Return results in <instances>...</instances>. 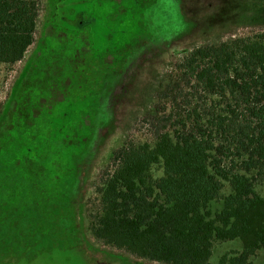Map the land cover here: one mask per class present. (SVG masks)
Wrapping results in <instances>:
<instances>
[{"label": "rangeland", "instance_id": "rangeland-1", "mask_svg": "<svg viewBox=\"0 0 264 264\" xmlns=\"http://www.w3.org/2000/svg\"><path fill=\"white\" fill-rule=\"evenodd\" d=\"M263 31L264 0H39L32 45L20 61L0 63V143L20 102L35 104L37 126L51 117L69 128L70 110L76 125L72 132L70 125L69 159L54 190L33 193L25 214L17 204L0 215V264H166L91 236L95 185L121 145L152 142L179 127L194 105H204V90L175 75L186 51ZM256 189L264 195V185ZM64 190L61 201L53 196ZM219 208L211 203L213 211ZM240 249L238 239L215 241L210 264ZM250 260L264 264V252Z\"/></svg>", "mask_w": 264, "mask_h": 264}, {"label": "trees", "instance_id": "trees-1", "mask_svg": "<svg viewBox=\"0 0 264 264\" xmlns=\"http://www.w3.org/2000/svg\"><path fill=\"white\" fill-rule=\"evenodd\" d=\"M38 11L39 0H0V63L23 58ZM176 73L204 90V105L152 142L123 144L110 154L87 229L105 245L166 264H210L215 241L238 239L241 249L216 264H252L264 252V195L256 189L264 185V31L193 47ZM34 105L19 103L0 143V215L17 204L25 214L33 193L50 194L57 165L69 159L65 119L37 126ZM74 116L70 110L68 125ZM212 202L221 208L213 211Z\"/></svg>", "mask_w": 264, "mask_h": 264}, {"label": "flooded vegetation", "instance_id": "flooded-vegetation-1", "mask_svg": "<svg viewBox=\"0 0 264 264\" xmlns=\"http://www.w3.org/2000/svg\"><path fill=\"white\" fill-rule=\"evenodd\" d=\"M57 5H58V3L56 2V1H54V5H53V10H52V14H53V12H54V8L56 7V9H57ZM51 18L53 19V17H52V15H51ZM50 18V22H51V25L53 26V27H55L54 26V20H52ZM66 19V18H65ZM56 28V27H55ZM76 120V118L74 117V118H72L71 119V121H70V124L69 125H71L72 127H71V132H72V129H73V127L76 125L75 123H74V121ZM88 126H90V123H89V121H88V119L86 118L85 119V128H87ZM69 128H70V126H69ZM70 131H69V134L70 135H72V133H71ZM69 150V149H68ZM68 150H67V153H68ZM62 153V152H61ZM69 154V153H68ZM71 157H72V154H71ZM62 163H64L63 165H61ZM72 163H74V162H72ZM65 164H66V162H62V161H60L59 162V164L57 165L58 167L56 168L57 170H56V172H54V182L56 181V178L57 179H59L60 178V174L64 171V168H65ZM61 165V166H60ZM68 165V164H67ZM68 170V169H67ZM67 170H65V172H67ZM65 189V188H64ZM59 195L63 198H66V193H65V190L64 191H59Z\"/></svg>", "mask_w": 264, "mask_h": 264}]
</instances>
